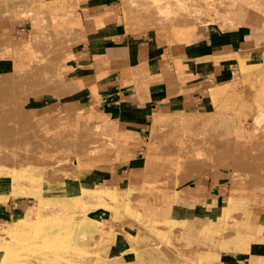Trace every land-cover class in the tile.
<instances>
[{"label":"crops","instance_id":"crops-1","mask_svg":"<svg viewBox=\"0 0 264 264\" xmlns=\"http://www.w3.org/2000/svg\"><path fill=\"white\" fill-rule=\"evenodd\" d=\"M249 5L264 12V0H234L231 12L237 18L230 12L226 17L235 25H185L165 35L128 34L116 25H103L114 13L109 0H39L43 9L37 10L32 28L81 41L73 53L79 65L76 80L83 85L75 105L93 99L95 87L103 101L99 130L121 152L117 160L94 167L75 163V175L45 172L36 193L30 186L18 189L12 176H0L6 181L0 184V256L11 245L23 251L31 242L55 254L66 251L86 264H264V193L243 190L251 176L234 180L231 167L214 170L200 163V173L182 181L189 161L202 157L171 152L188 143L183 127L172 131L175 140L162 137L169 131H160L157 138L153 132L158 114L199 117L220 110L200 132L191 130L200 138L194 147L203 149L195 150L205 153L210 163L208 147L215 146L231 159L244 154L245 148L244 155L253 159L248 151L252 142L240 138L238 128L241 123L253 128L254 116L264 104V17L242 22ZM72 6L78 8L71 13ZM39 16L52 29H43ZM9 21L4 28L11 34L28 25L22 19ZM95 21L105 27L97 28ZM96 69L102 70L99 77ZM78 84L72 79V85ZM51 118L63 133H84L89 147L88 118L84 123ZM120 135L133 141L118 143ZM187 186L198 190L187 192ZM40 197H75L78 202L70 206L69 220L57 219L56 210L39 209ZM84 214L107 225L89 247L69 241ZM140 232L139 240L132 235ZM172 246L186 255L170 256Z\"/></svg>","mask_w":264,"mask_h":264},{"label":"rangeland","instance_id":"rangeland-1","mask_svg":"<svg viewBox=\"0 0 264 264\" xmlns=\"http://www.w3.org/2000/svg\"><path fill=\"white\" fill-rule=\"evenodd\" d=\"M19 0H0V73L9 74L11 70H14L13 66L19 64L20 62L24 65H32L34 61L31 59L36 56L39 58V61L42 58L41 64H50L54 65L55 70H57L54 74L50 75L49 77H45V75L36 73L35 76H27L26 80H22L19 77V80L16 76L7 77L5 79H0V176H11V171L20 170L19 168H24L26 170V176H21L20 174L17 175L15 183L21 191L25 189L24 183H26V187L30 186L32 191L30 192H37L35 190L34 184L31 181L30 173H34V169L36 167L44 168V172L47 174H53L55 171L57 173H67L71 175H75V163L79 164L78 166H89L94 167L97 164H101L103 161L109 162L117 160L118 152L121 150L115 148L114 143L107 141V139L102 137V133L99 130V123H101V114L103 110V101L101 95L97 93L95 87L93 86L94 97L93 99L89 98L83 101V104H77L78 95L81 93V89L83 85L80 81L76 80V74L79 72V65L75 61V57L73 55L74 48L79 44L77 37L72 36L71 40H65L63 42V46L70 48L69 51H64V56L67 58L68 70L65 73L58 68L59 64L57 61L51 59L49 56L51 55L49 52L46 53L45 46H52L54 43L50 40L44 39L40 41L39 44L35 43V45H30L28 42L30 29L32 28V19L36 16V11L38 9H43L42 7L38 6L39 0H34L35 4V12L34 13H23V14H15L14 10L18 7ZM111 7L109 8L110 11H113L119 15L118 18L110 17L106 20L103 25H116L120 29L125 30L128 34L130 33H146L150 32L152 34L161 33L168 35L171 32L181 31V27L176 25L166 26L164 23L157 27V28H148L145 25L144 20H140L139 18L135 20V26H131V22L128 21V18L125 17V2L130 3L134 0H109ZM136 1V0H135ZM145 1V0H144ZM147 2L153 3V5H159L162 3V0H146ZM145 1V2H146ZM166 0H163L165 2ZM32 7V8H33ZM218 7V4H217ZM72 11L76 10L78 6H72ZM236 6L234 7L235 10ZM238 8V6H237ZM26 9V5H25ZM246 15L239 18L242 22H247V20L253 23L255 20H261L264 17V12L262 8H255L253 6H247ZM214 10V9H212ZM219 10V7L214 11L216 13ZM230 11L226 13V16H229L231 13L232 17H236V14L231 12L232 8H229ZM230 12V13H229ZM124 14V15H123ZM14 19H22L24 23H28L25 26L26 30H21L19 33L11 34L9 29H5V26L10 24L9 20ZM39 22L43 29H52V25L44 23L42 21V16H39ZM218 21L216 26L228 28L230 25H235L234 22H229L224 20ZM209 22H192L186 25H208L211 29L214 27ZM97 28L105 27L98 24L96 21L94 22ZM129 24V25H128ZM243 24V23H242ZM173 27V28H172ZM172 33V34H174ZM171 34V35H172ZM176 35V34H174ZM11 36V37H10ZM178 36V35H177ZM167 37V36H166ZM166 37L164 38L166 40ZM70 39V38H69ZM166 43V41H163ZM72 49V50H71ZM73 51V52H72ZM49 54V56H48ZM75 54V53H74ZM19 55V56H17ZM23 56V57H21ZM22 58V59H21ZM19 62H18V61ZM4 61V63H3ZM7 61V62H6ZM4 64V65H2ZM37 72L36 70H34ZM102 70L98 71L95 70L97 77H99ZM67 72V73H66ZM12 75V74H10ZM41 76V77H39ZM29 77V78H28ZM65 78L68 80L74 79L79 84L75 87V85H70V89L68 90V96H60L58 92L55 93L51 89L56 88L55 85L57 84V88H62L65 84L60 85L61 81L65 82ZM30 81V86L26 87L25 90L16 91V86H23L22 82ZM26 86L28 84L26 83ZM38 86V87H36ZM7 88H10L7 90ZM75 88V89H74ZM57 91V90H56ZM22 93V94H21ZM75 99V100H74ZM74 100V101H73ZM99 102V104H97ZM52 116L59 117L61 121L69 120L71 123H76L77 121L84 123V121L88 118L89 123V147L87 146V142L85 139V134L83 133H76L73 131H69L67 133L61 132L58 122L52 118L48 119ZM171 116V115H169ZM170 117V121L162 122L157 129L154 130V138L159 136L160 131L166 130L169 131L162 135V137H169L170 140H175L173 137L175 135L174 131L177 127L186 128L184 124L175 123ZM166 119H169L168 117ZM113 120H108V123L112 122ZM79 122V123H80ZM251 124L245 126L242 131H239L240 138H248L253 143L252 138V129ZM201 128V126H200ZM187 132V131H186ZM194 135V134H193ZM194 138L197 140V136L195 135ZM195 140V141H196ZM133 141V137L125 138L120 135L118 140L119 142H124L125 145L130 144ZM190 140L189 142H191ZM96 144L102 145V153L100 155H95L91 146H95ZM253 145V144H252ZM262 146L259 147V150H264V142L261 144ZM239 146L238 149H242ZM181 151V149H180ZM178 150H172L171 152H179ZM249 156L253 158V148L249 150ZM244 154H246L245 148H243ZM225 155V151L223 152ZM226 154H229L226 152ZM225 155V157L218 162L216 166H212L214 170H217L221 167L233 169L232 175L234 174V161L235 156L230 161V155ZM248 156V157H249ZM229 157V158H228ZM227 159V160H226ZM199 162L203 160L198 159ZM197 160V162H198ZM215 160V158H213ZM196 162V160H194ZM86 162V163H85ZM191 163L193 161H190ZM193 162V163H195ZM206 165L209 162L208 160L205 161ZM204 162V163H205ZM214 162V161H213ZM212 162V163H213ZM230 162V164H229ZM232 162V163H231ZM203 163V162H202ZM203 163V164H204ZM197 166L199 163H195ZM194 164V165H195ZM210 164V162H209ZM232 164V165H231ZM190 165V163H189ZM192 165V164H191ZM190 165V166H191ZM195 165V166H196ZM215 165V164H213ZM194 166V167H195ZM192 167V166H191ZM193 167V168H194ZM200 167V166H199ZM197 167V171H193V168L188 169L191 173L185 175L181 180L184 181L188 178H192L200 173V169ZM203 167V166H202ZM216 167V168H215ZM74 169L73 171H71ZM200 170V171H199ZM9 172V173H8ZM187 176V177H186ZM171 175H167V178L171 180ZM240 180V179H239ZM238 180V181H239ZM264 180H261L258 184L252 185V183L243 182L244 191L247 193H264ZM242 182V181H241ZM230 184H232V180H230ZM249 184V185H248ZM248 185V186H246ZM199 186V185H198ZM198 186L196 188H190V186L186 187L187 192H197ZM171 187V186H170ZM23 188V189H22ZM251 188V189H248ZM257 190L254 191L253 190ZM258 190H261L258 192ZM263 191V192H262ZM74 203H70L65 205L64 208H59L57 206H47L46 209H42L45 212L56 210L53 214L55 218L59 219H67L69 220L72 214L69 213L70 205ZM40 206V205H39ZM66 208V209H65ZM41 209V206L39 207ZM65 209V210H64ZM58 210V211H57ZM68 212V213H67ZM84 214V218H85ZM105 224L100 225V232L92 239L93 243L97 242V238L99 236H103L104 232L107 229L106 222ZM132 226L130 223L131 221L127 220V224ZM103 233V235L101 234ZM132 234V233H131ZM141 232L138 234H132L138 240L142 237ZM128 238V237H127ZM129 238H132L129 236ZM133 240V239H131ZM26 245L25 250H21V246H15V252L19 256H26L27 253H33L39 245ZM36 243V242H35ZM129 251H134L129 249ZM172 253L169 252L170 256L173 255H186L183 251L178 250V246H172ZM128 252V251H127ZM137 252V251H136ZM138 254V253H137ZM190 257V256H189ZM139 258V256H138ZM140 261H133V264H140Z\"/></svg>","mask_w":264,"mask_h":264},{"label":"bare ground","instance_id":"bare-ground-1","mask_svg":"<svg viewBox=\"0 0 264 264\" xmlns=\"http://www.w3.org/2000/svg\"><path fill=\"white\" fill-rule=\"evenodd\" d=\"M145 1L144 0H136V1L134 0V1H131L130 3L125 2L124 14H125V17L128 18V21L131 22L132 27L136 25L135 20L139 18L140 20H144L145 25L150 29L157 28L161 26L163 23L167 27L170 25H173V27L176 25L183 27L186 24L192 23V22H206V23L209 22L208 24H211L215 29L217 27L216 24H218V21L223 20L224 22V20H226L228 21V23L230 22L226 17V13L228 12L229 8H231L234 3V0H166L165 2H163L162 0V3L155 6L151 2H147V1L145 2ZM34 3H35L34 0H19L18 7H16V9L14 10L15 11L14 13L17 15L23 14L26 12L34 13L35 12L34 10H36L34 8L35 7ZM217 4L219 7V10L216 13H214V11L218 8ZM25 5H26V9H25ZM45 14L48 15V11ZM113 16L114 18L119 19V15L117 13L114 12L111 17ZM44 37L45 39L50 40L54 43L52 46L46 45L45 52L46 53L53 52V53H50L51 54L50 56L48 54V56L51 59L57 61L59 64L58 68H60V70L62 69V71L65 73V71L68 70V63H67V58H65L64 56V51H69L70 48H67V46L64 47L62 44L65 40L72 41L71 37L57 34L52 31L51 32L43 31L38 27H33L31 31L30 45L31 44L35 45V43L39 44L40 41L44 39ZM31 59L34 61V64H32L31 66L30 65L26 66L27 64L24 65L23 63L20 62L19 64L13 66L14 70H11L9 74H6L4 72L0 73V79H5L7 77H12L14 75L17 77L18 80L19 78L22 80H26L27 76H35L36 73H40V74L45 75V77H49L50 75L54 74L57 71L55 70L54 65H50L46 63L41 64L42 58L39 61V58L38 57L36 58V56L34 55V57ZM34 70H36L37 72H35ZM26 83L28 84V86H26ZM22 84L23 86H16L15 90L19 92L21 90L22 91L25 90L26 87L30 86V81L22 82ZM71 84H72V79L68 80L65 78V85L62 86V88H57L59 86H57L56 84L55 85L56 88L54 89L51 87V89L55 91V93L59 91L58 94L60 96L61 95L67 96L70 92V91L68 92V90L70 89ZM9 89L10 88H7V90ZM97 104H99V102ZM220 113L221 111L218 110L217 112L213 114L199 115V117L195 115L194 113L192 114V113H181V112L179 113L177 112L175 114H172L171 116H167L164 114H158L155 117L153 127H154V130L157 129L158 126H160L162 122L170 121V117H173L172 119L175 123L184 124L186 128H184L185 133H184L183 139L186 143L187 142L188 143L185 144L184 148H182L181 151L179 150L181 152L180 153L181 156H185L189 154L193 155L197 153L198 155L196 156L194 155V156L195 157L198 156L202 158L204 157L202 161L204 163L206 160H208V157L206 156L205 153L204 155H201V153L197 152L198 150L201 149V147L200 149L197 150L194 146H196L195 144L198 142V139L200 138L197 137V140H196L194 138L195 134L193 135L191 133V130L194 129L196 130V132L197 130L199 131L200 126L211 123L212 121H214L215 119L219 117ZM228 113L229 111H227L226 114L229 115ZM167 117L169 119H166ZM245 124L246 123H241L239 125L238 131H242L245 128ZM230 129L231 128H229V130ZM251 129H252V138H253L252 144H253V150H254L253 159L250 161L244 154L236 153L235 160H232L234 161L233 167L235 168L233 178L234 180H239L241 178L245 179L246 176L249 174L251 176L250 181L252 185H255L261 182V180H264V150L258 149V147L264 142V104L256 112L254 116L253 128L251 127ZM201 138L203 137L201 136ZM190 140L192 141L194 140V141L193 142L191 141L192 143H190L189 142ZM204 140L208 142L209 137H206L205 139H203V141ZM102 145L96 144L95 146H91L95 155H100L102 153V150H101ZM206 149H207V146H206ZM202 150L203 149H201L200 152H202ZM209 150L211 151L213 158H215V160H213L214 161L213 163L209 164V162H207L208 163L207 165L209 166H216L218 162L221 161L225 157V155L227 156L230 155V154H226V152H225V155H223L224 150L218 149L216 148V146L214 149H211L208 147V151ZM230 160L231 158H229L228 161ZM193 162L195 161L193 160ZM193 162L191 163L189 161L190 165L192 164L191 165L192 167L188 165L189 166L188 169L189 168L192 169L196 165L195 163H199V164L202 163V162H199V160L198 162L197 160L195 163ZM204 164H206V162ZM197 167L199 166L196 165L191 172L195 170L197 171L198 169ZM199 168H202V164H200ZM19 169L20 170L11 171V176L12 178H14V180H17L16 177L19 174L21 176H26V170L24 168H19ZM188 171H189L188 174L191 173L190 170ZM43 172H44V168L42 169L41 167H36L34 169V173H30L31 181L33 182L35 190L37 192H39L41 189L40 185L42 181ZM183 177L184 176H182V178ZM4 178H6V176ZM5 183L6 181L2 180V178L0 177V184H5ZM24 186L26 187V183H24ZM77 202H78V199L75 197H65V198L40 197L39 205L41 206V209H46L47 206H52V205L57 206L59 208H64L65 205H68L70 203L76 204ZM103 224L105 223L101 220H94V219H89L88 217H85L81 223L75 225V228L73 229V231L71 230V234L69 235V241L80 243L82 245H85L86 247H89L93 244L92 239H94L95 236L100 232V228H99L100 225H103ZM101 234L103 235L102 232ZM130 237H132V235H130ZM0 264H86V262L73 260L72 258H70V256H68L66 251L55 254L51 252L50 250H46L44 248H39V247L31 254L27 253L26 256H19L15 252V246L11 245L7 249H4L2 251V255L0 256Z\"/></svg>","mask_w":264,"mask_h":264}]
</instances>
